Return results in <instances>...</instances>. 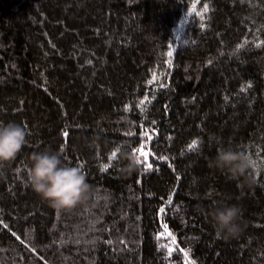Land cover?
I'll return each instance as SVG.
<instances>
[{
	"label": "trees",
	"instance_id": "16d2710c",
	"mask_svg": "<svg viewBox=\"0 0 264 264\" xmlns=\"http://www.w3.org/2000/svg\"><path fill=\"white\" fill-rule=\"evenodd\" d=\"M0 122L28 133L0 177V264H264V0H0ZM141 145L152 167L129 176ZM226 147L251 179L210 167ZM46 149L82 166L84 204L26 183Z\"/></svg>",
	"mask_w": 264,
	"mask_h": 264
},
{
	"label": "clouds",
	"instance_id": "9594fccd",
	"mask_svg": "<svg viewBox=\"0 0 264 264\" xmlns=\"http://www.w3.org/2000/svg\"><path fill=\"white\" fill-rule=\"evenodd\" d=\"M26 129L17 122H0V177L28 143ZM127 161L122 169L127 175L136 173L140 163L133 151L123 152ZM210 167L227 173L231 179H251L257 168L256 160L246 151L232 147L220 148L210 161ZM26 183L32 191L57 213L84 204L91 198L92 187L79 166L66 165L61 154L52 150L34 152L27 168ZM218 237L236 238L242 232V210L237 205L217 206L211 212Z\"/></svg>",
	"mask_w": 264,
	"mask_h": 264
},
{
	"label": "snow or ice",
	"instance_id": "6c2138e0",
	"mask_svg": "<svg viewBox=\"0 0 264 264\" xmlns=\"http://www.w3.org/2000/svg\"><path fill=\"white\" fill-rule=\"evenodd\" d=\"M169 55H171V53H169ZM191 147L195 148L196 147V143L193 142V145ZM144 148H145V146L141 145L139 148L133 149V152L137 156L138 162L139 163H143L145 165V169H151L152 165L150 163H147L148 153L144 150ZM117 151H119V149H117ZM112 158L113 159L115 158V153H113ZM81 168H82V166H81ZM103 170L106 171L107 170V166H104ZM161 211H163V209ZM165 232H167L166 228H165ZM173 242H174V237H173ZM168 251H169V255H170L171 251H172L171 247H169ZM187 255L188 254L185 253L186 257H187ZM187 264H194V262H192L191 260H188Z\"/></svg>",
	"mask_w": 264,
	"mask_h": 264
}]
</instances>
